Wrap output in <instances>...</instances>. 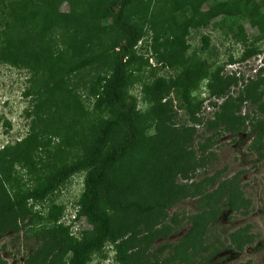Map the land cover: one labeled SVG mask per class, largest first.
Masks as SVG:
<instances>
[{
	"label": "rangeland",
	"instance_id": "rangeland-1",
	"mask_svg": "<svg viewBox=\"0 0 264 264\" xmlns=\"http://www.w3.org/2000/svg\"><path fill=\"white\" fill-rule=\"evenodd\" d=\"M151 2L150 12H171L164 0ZM216 2L208 0L202 11ZM59 10L67 13L70 7L63 3ZM233 22L221 14L204 28L188 30L185 59L206 64L205 78L189 90L195 106L191 112L178 102L175 91H154L157 78L175 72L152 47L153 33L137 44L135 51L144 60L128 71L125 96L135 98L140 136L137 148L110 175L103 205L111 217V235L88 264H264V135L256 141L250 133L252 124L264 120V106L244 104L246 122L234 133L212 124L223 101L212 96V88L227 86L235 96L243 83L263 75L264 68L256 70L254 60L257 53L264 54V39L254 41L257 26L241 20L245 41H240ZM38 25L32 22V27ZM100 72L94 66L60 79L65 93L39 102L42 83L33 73L0 64V203L43 188L56 169L84 157L97 126L111 115L98 113L88 95L91 80ZM62 96L64 102L59 101ZM40 113L43 122L37 119ZM119 134L113 133L111 144ZM84 177L85 172L74 173L43 200L5 214L6 222L15 221L18 229L0 233V256L6 264H30L33 257L41 264H69L72 248L90 228L84 219H76ZM223 181L235 183L230 184L233 199L242 196L249 202L246 213L230 211L218 192ZM207 193L213 194L205 209L210 212L201 219L192 243L186 235ZM114 201L154 208L123 211ZM244 232L251 242L238 251L231 234Z\"/></svg>",
	"mask_w": 264,
	"mask_h": 264
},
{
	"label": "trees",
	"instance_id": "trees-1",
	"mask_svg": "<svg viewBox=\"0 0 264 264\" xmlns=\"http://www.w3.org/2000/svg\"><path fill=\"white\" fill-rule=\"evenodd\" d=\"M164 1L171 12L156 14L150 12L151 0H0V64H11L33 73L35 80L42 83L38 101L41 97L54 101L65 93L60 79L99 66L101 72L91 80L88 95L94 100L98 113L111 114L97 126L95 136L81 160L56 169L51 182L43 188L0 203V233L9 229L18 230L15 221L6 222V215L28 201L43 200L64 179L74 173L85 172L76 219H84L90 228L82 232L80 241L72 248L69 264H88L92 254L99 251L111 235V217L103 205V195L111 188L110 175L137 148L140 136L135 98L125 96L128 71L144 60L135 51L140 40L149 32L153 33L152 47L159 53L162 63L175 72L172 77L156 79L155 93L158 90L168 93L175 91L178 102L186 105L188 112H191L195 106L189 90L192 84L205 78L206 64L197 61L188 63L185 59L188 30L204 28L211 18L224 14L234 19L232 25L236 27L238 40L245 41L240 23L245 19L257 26L259 35L254 41L264 39V12L261 11L264 0H217L207 11H202V6L208 0ZM63 3L69 5V12L59 10ZM156 3H161V0H156ZM157 8L161 9L162 6ZM34 20L39 24L35 28L32 27ZM159 46L163 48L162 51L158 50ZM261 70L263 75L243 83L235 96L228 93L227 86L225 89L223 86L212 88V96L223 99L216 106L213 127L217 124L223 131L234 133L246 122L245 115H241L244 104L251 103L263 108L264 69ZM66 99L62 96L59 101ZM37 119L43 122L41 113ZM116 131L120 132L118 140L111 144ZM250 133L256 141L261 138L264 135V120L252 124ZM177 166L175 159L173 172ZM230 184L235 186L232 181L221 182L218 192L230 211L241 209L246 213L249 202L242 196L233 199L235 194ZM212 197V193H207L200 198L203 202L198 207L200 213L193 219L186 235V239L191 238L192 243L201 219L209 215L210 210L205 209ZM113 203L123 211L145 213L154 208L142 207L138 202ZM250 242L251 236L245 232L231 234V244L238 251H242ZM58 245L50 247L49 253L55 251ZM202 250L206 251L207 247ZM0 264H6L1 256ZM30 264L41 263L33 257Z\"/></svg>",
	"mask_w": 264,
	"mask_h": 264
},
{
	"label": "built area",
	"instance_id": "built-area-1",
	"mask_svg": "<svg viewBox=\"0 0 264 264\" xmlns=\"http://www.w3.org/2000/svg\"><path fill=\"white\" fill-rule=\"evenodd\" d=\"M254 60L256 62V67H257L256 70L264 68V54L263 55H261V54L256 55Z\"/></svg>",
	"mask_w": 264,
	"mask_h": 264
}]
</instances>
